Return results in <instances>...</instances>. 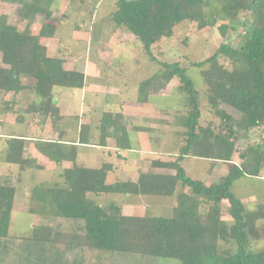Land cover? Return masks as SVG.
<instances>
[{
  "label": "trees",
  "instance_id": "16d2710c",
  "mask_svg": "<svg viewBox=\"0 0 264 264\" xmlns=\"http://www.w3.org/2000/svg\"><path fill=\"white\" fill-rule=\"evenodd\" d=\"M62 1L0 0L16 7L13 18L0 14V127L5 126L9 115H16V121L22 124L31 116L38 118L37 126L50 121L53 129L61 121L77 130V144L107 147L113 143L118 151L135 150L134 143L138 147L132 133L147 134L154 149L171 136L173 152L161 151L164 158L149 161L150 168L171 173L140 171L135 182L109 184L111 162L89 168L77 163L75 141L36 139L34 147L49 161L56 166L63 162L72 165L58 174L56 182L35 184L27 190L29 200L39 205L29 211L69 221L72 231L57 229L42 235L32 229L18 237L17 249L22 252L25 247L46 248L45 254L33 255L35 264H70L67 256L74 251L78 254H72L73 264H91L85 261V251L171 259L178 264H264V190L251 194L254 199L250 205L234 193L235 187L245 183L264 187V0H115L113 8L99 18L97 25L108 26L109 34L131 35L136 44L139 42L147 62L157 66L155 74L135 84L133 98L118 95L119 108L130 102L143 107L152 105L166 116L171 114L169 120L158 123L169 127V134L151 124L128 123L121 111L110 109L100 113L99 124L94 127L78 124L77 116L63 117L54 90H83L87 81L84 73L64 68L68 49L59 31L69 17L63 14L64 23H49ZM77 1L68 0L67 9L82 12L84 2ZM95 3L88 11L91 18L98 9ZM38 17L41 24L33 34ZM218 21L223 38L237 36L241 26L244 33L237 47L222 42L208 58L192 64L202 71L208 112L219 122L201 125V93L187 74L189 68L179 61H162L153 50L173 37L182 24H194L202 30L214 27ZM80 22L76 27L82 26ZM21 24L23 28L19 29ZM53 40L55 53L51 54L44 42ZM220 59L224 62L220 63ZM101 67L104 78L108 70H114L108 63L102 62ZM172 81L177 84L170 96H161L160 92ZM222 106L233 109L238 117ZM65 132L63 129L58 135L63 138ZM253 134L259 141H251ZM4 141L5 162L17 165L18 181L26 169H42L34 159L24 156V137L12 134ZM239 141L246 145L237 151ZM235 154L239 163L232 161ZM117 157L122 158L120 154ZM189 159L202 160L210 168L222 163L226 173L216 183L207 184L187 174L184 164ZM9 181L6 177L0 183V264L12 249L9 228L17 191ZM111 196L121 198V202L99 201ZM133 198L161 199L169 215H150L155 207L147 204L146 215L124 216L122 206L136 204ZM223 214L229 219H223ZM15 258L18 260V255Z\"/></svg>",
  "mask_w": 264,
  "mask_h": 264
},
{
  "label": "rangeland",
  "instance_id": "374dc122",
  "mask_svg": "<svg viewBox=\"0 0 264 264\" xmlns=\"http://www.w3.org/2000/svg\"><path fill=\"white\" fill-rule=\"evenodd\" d=\"M115 0H83L82 4V12H71L68 10V0H63L60 4L59 10L57 13L53 15V18L49 22L54 25L58 22H65L67 15L69 17L68 23L63 26L59 31V36L64 40V48L68 49L67 55H65L66 63L64 65L65 69H85L87 64L91 66V69H95L96 71H91L88 69V73L90 71L89 78L87 81V91L86 90H74V89H59L56 88L54 90L56 103H58L60 112L65 118H73L74 116L79 117V119H83L86 121L88 116L91 114V106L89 104H93L98 106V112L95 115H92V119L90 120L92 125L99 124V110L105 109L108 107L107 104L110 103L111 107L109 108L112 111L120 110L119 105L117 107V103H115V95H107V92L111 93L114 91V87L116 89L119 88V85L124 83L126 88H128L127 92H122V98H133V93L131 90L135 84L142 79H145L152 74L157 72V66L155 64L147 62L144 58L141 50H139V42L136 44L135 40L131 35H121L118 32H114L113 34H109V27L104 25L98 26L97 23L99 18L103 17L110 9L113 8ZM78 3L80 0L77 1ZM92 2H96L95 6L98 7L93 12V17L88 16L89 9H92ZM16 7L14 5L6 4L0 2V14H7L11 18L15 15ZM64 14V15H63ZM83 21L81 27H76V25L80 24V21ZM95 24H92L91 22ZM41 24V18L38 17L36 22L33 25L32 33L35 34ZM220 24L218 21L217 24L212 28H204L202 30H197L194 24H182L178 26L173 34V37L167 40H163L156 47H154L153 53L154 55L162 60L167 62L179 61L182 66L187 67V74L194 82L195 86L200 89L201 93V108H202V118L200 120L201 125H205L209 121L213 122L215 125H218V120L212 118L208 112L209 108L206 104V100L204 98V94L206 92V85L203 81L202 71L201 69L194 68L192 66L193 63L200 62L210 55L217 49L219 44L230 42L233 47H237L238 44L242 42L244 27L241 26L238 28V34L232 36H226L225 38L220 36L219 30L217 26ZM19 29L23 28V25L18 26ZM101 28V30H99ZM109 35V36H108ZM93 40H98L93 42ZM44 44L50 50V53H55V40L53 41H45ZM139 45V46H138ZM108 63L114 67V70L111 68L107 71L106 78H104V72L101 67V63ZM224 61L220 59V63ZM88 65V66H89ZM104 68V67H103ZM97 70L98 73L97 74ZM93 76V77H92ZM97 77V78H96ZM105 83H102V82ZM176 82H170L166 91L160 92L164 95H170L171 87L176 86ZM113 87V88H112ZM101 92V93H99ZM97 93V94H96ZM96 94V95H95ZM74 99V100H73ZM77 99V100H75ZM10 100V99H9ZM109 105V106H110ZM135 107H129V110L125 112L126 120L130 123H144V124H155V127L164 129L166 133L169 132V127H162L160 124L155 123L154 120H161L164 118H171V114L166 116L163 112H160L157 109L152 107H144L143 109L136 108L139 107L134 105ZM94 107V106H93ZM224 110H226L233 117H238V114L231 108L227 106H222ZM96 110V108L94 107ZM31 118V117H30ZM86 119V120H85ZM79 124V122H78ZM48 125H50L48 123ZM17 129L18 126H14ZM13 127V128H14ZM14 129V130H15ZM7 127H0V132H7ZM19 130V129H17ZM35 131H37L35 129ZM31 132V131H29ZM251 141H259L257 135L253 134ZM246 145L245 142L239 141L236 144L237 151H240ZM135 150H137L136 145ZM158 150H172L173 149V141L172 139H165L163 143L156 147ZM137 153V152H136ZM125 156H127V161L124 163L126 168L133 166L135 163L134 154L127 151L123 152ZM139 156L143 157V155L147 154L145 151H141L137 153ZM164 158V156H158L157 158ZM115 164L117 160L115 156L112 159H108ZM151 159L146 157L140 160L139 165L143 169L149 166V161ZM232 161L235 163H239L237 158V154H235L232 158ZM123 166V165H122ZM209 165L202 160H188L184 167L189 176L196 179L205 180V170ZM215 168L212 172H209L207 177L208 183L217 182L221 176L225 175V166L223 164H216ZM210 169V167H208ZM6 172V171H4ZM11 173L8 172V175L2 174L0 176V183L6 177H11ZM38 175H40L38 177ZM264 178V173L261 174ZM135 173H131L129 179L134 178ZM36 177V178H35ZM38 177V178H37ZM43 178V179H41ZM48 179V176L44 173H36L33 176L26 175L23 178L24 182L33 181L34 180H44ZM14 177H11L9 181L10 184H13ZM264 190V187L261 184H256L255 186H248V184H241L240 187L234 188V193L237 196H242V202L249 203L253 201L252 193H259ZM25 189L22 187L18 188V195L15 204V218L13 217V222L10 224L9 234L14 235L15 237L10 236V240L12 243H9L12 246V252L9 254V262L12 258L16 256L13 255L14 250L16 248V240L17 236H20L23 232H26L30 226H32V222L34 217H30L29 215L22 214L27 212L32 205L26 202L24 199ZM250 195V196H249ZM134 199V198H133ZM102 203H107L109 201L121 202V198L119 197H105L99 199ZM98 201V202H99ZM134 202L137 199L133 200ZM166 201V200H165ZM168 201H166L167 203ZM138 204H154L152 200H143L139 199L137 201ZM136 203V204H137ZM137 204V205H138ZM133 205V204H132ZM150 215H159V216H168L169 211L167 207L161 206L159 208H153L150 210ZM20 218V219H19ZM223 219L228 220L229 217L223 214ZM37 225L39 222L34 221ZM51 228L59 227L64 231H71L72 226L69 221L54 219L52 217H48L45 222ZM252 249H256L255 245L251 246ZM85 261L93 263V260H99V264H178L177 261L171 259H163L158 258L152 260L151 258L140 259L134 256H122V255H100L95 252L85 251ZM23 257H25L23 255ZM16 259V258H15Z\"/></svg>",
  "mask_w": 264,
  "mask_h": 264
},
{
  "label": "crops",
  "instance_id": "0c3cea01",
  "mask_svg": "<svg viewBox=\"0 0 264 264\" xmlns=\"http://www.w3.org/2000/svg\"><path fill=\"white\" fill-rule=\"evenodd\" d=\"M48 52L50 53V50H48ZM88 65H89V63L87 64L85 69H75L77 71H80V72L84 73L86 79L89 78V75H90L89 74L90 71H89V73L87 72L89 68H90L91 71H93V70L96 71L95 70L96 68L95 69H91V66L90 65L88 66ZM97 74H99L98 70H97ZM102 83H105V82L103 81ZM169 84L167 85L166 89L163 90V91L167 90ZM83 90L87 91V85H86V87ZM127 90H128V88L122 87V86H120L118 89H116L114 87V91L112 90L111 93L107 92V95L108 94L110 96L111 95H115V97L118 98V95L120 93L126 92ZM129 90H131V93L134 92L132 88L129 89ZM99 93H101V92H99ZM160 95L161 96H165V97L170 96V95H164V94H161V93H160ZM55 98H57V97L55 96ZM57 100H58V98H57ZM75 100H77V99H75ZM115 101H116L115 103H117L118 99L117 100L115 99ZM56 105L59 107L58 103H56ZM89 105L91 106V110H92L91 114L88 116L87 120L85 119L86 121H84L83 119H79V124L92 125L90 120L92 119L91 118L92 115H95L98 112V110H97L98 106L93 105V104H89ZM107 105H108L107 108H105V109L103 108V109L99 110L100 111L99 115H100V113L102 111H106L107 109H109L111 107L110 103L107 104ZM93 106L96 108V110L94 109ZM137 106H139V107H136V108H140V109L144 108L143 106H140V105H137ZM117 107H118V104H117ZM129 107H135V106H134V104H132L130 102H125V103L122 104L121 109L118 110V111H121V113L123 114L125 120H126L125 112L129 110ZM151 107L154 108L152 105H151ZM164 119H168V118H164ZM26 122L27 123H23V124L20 123V122H17L16 121V115H9L6 118V122H5V126H4V127L8 128L7 132H4V133L0 132V176L2 174H4V173H5V175H8V172L11 173L12 174L11 177H14V181H13L12 185L15 187V189L17 191L16 192V197H15V200H14L13 214L11 216V224L13 222V217L15 218V216H17L15 214V204H16V199H17V195H18V188L22 187V189L24 188L26 190L25 193H24V199L26 200L27 203H29V205H32L33 208L38 209L39 205L36 204V203H32L29 200V198H28L29 194H28L27 190L30 189L31 187H33L35 184L47 183V182H49V183L56 182L58 174L63 169L70 168L71 165H72L70 162H63L61 165L56 166V164L54 162L49 161L46 157L41 155L36 150V148L34 147L35 140L36 139H41L42 141H44V140H46V141H54V140L63 139V140H66V141H75V143L77 142V130L75 128L72 129L70 126L66 127L65 125H63V122H61V121L59 122L58 127L55 126L54 129L51 126L50 121H46L42 126H37L38 118H36V117H32L31 116V118H26ZM154 122L155 123H159V120H154ZM48 123L50 125H48ZM140 124H142V123H140ZM151 125L155 127V124H151ZM14 126H18L17 129H19V130L15 129L16 127H14ZM92 126L94 127L95 125H92ZM35 129L37 131H35ZM63 129H66V132H65V136H63V138H61L62 135L59 136L58 133L60 134L63 131ZM29 131H31V132H29ZM12 134L13 135H20V136L24 137V139H25L24 156L34 159L36 161L37 165H40L42 167L41 170L26 169L25 171H23L21 173V180H19V181L17 180V173H18L17 165L8 164V163L5 162V160H6V142L4 141V137H6L8 135H12ZM131 136L135 138L133 140L138 141L137 142V144H138L137 150L129 151V152L133 153L134 157H135V163H133V166H131V167L126 168L124 166V163H126V161H127V156H125L123 154V152H127V151H118L117 149H115L113 147V143L112 144L108 143L107 147H100V146H95V145H82V144H77L76 143V145H77V158H76V161H77L78 164L85 165L86 167H89V168H98L103 161L111 162L113 164V169L107 176V183H109V184L113 183V182H116V181L135 182L137 180V178H138V174H139L140 171L141 172H154V173H158V174H170L171 173L169 171L152 169L149 166H147V168H145V169L140 167V165H139L140 160H142L143 158H146V157H148L150 159L157 158L158 156H160V152L162 150H158L157 148L154 149L151 146V144H150V141L148 139L147 134H145V133L140 132V133H137L136 135H134L132 133ZM168 138L170 139L171 136L170 137H168V136L166 137V139H168ZM134 145H135V143H134ZM166 150H167V148H166ZM173 150H174V148L172 150H169V151L173 152ZM141 151H145V152H147V154H145V155H143V157H141V156H139L137 154V153H139ZM118 154H120L122 156L121 159H118V157H117ZM164 155L169 156L168 154H164ZM113 156H115V158L117 160L116 164L114 162L108 160V159H112ZM190 160H192V159H189V161ZM217 164H222V163H217ZM208 167L205 170V174H206L205 181H206L207 184H210V183L207 182V177L209 175V172H212V170L215 167L210 168V169ZM225 168H226V166H225ZM4 171H6V172H4ZM36 173H44V174H46L48 176V179L45 178L44 180H38V181L34 180V182L33 181L24 182L23 181V178L26 175H29L31 177V176H33ZM131 173H135V176H134V178L129 179V177L131 176ZM225 173H226V170H225ZM39 176L40 175H38V177ZM11 177H7V178L11 180ZM41 179H43V178H41ZM149 200L154 201V204H152V206H154L155 208H159L163 204H165L164 201H161V199H158V198H149ZM31 208H29L27 210V212L21 213V215L22 214H26V215H29L30 217H32V216L34 217V220L32 222V226H30L29 229L26 232H23L22 234L29 233L32 229H36L42 235H46L47 232L51 231V230H57V229L62 230L59 227L51 228V227H49L48 225L45 224V222L47 221L48 217H52V216H47L46 214H40V213H37V214L36 213H30L29 210ZM121 212H122V214L124 216H143V215L147 214L148 206H147V204H138V205L137 204H133V205L132 204H124L122 206ZM52 218H54V217H52ZM54 219H60V218H54ZM34 221L39 222V223L36 225L34 223ZM71 231H67V232H71ZM10 236L11 237H15L14 235H11V234H10ZM18 237L19 236H17L15 238V240H16L15 244L16 245L18 243H20L19 240H18ZM10 246L12 248L13 245H10ZM22 252H24V253H22ZM22 252L19 251L17 249V247H16L15 250H14L15 254H13V255H15V256L18 255L19 259L17 260L15 258H12V260L9 262V258H8L9 255H8V257L3 262V264H35L33 255L37 254V255L41 256V255L45 254L46 253V248L41 247V246H39L37 249L35 247H25L22 250ZM10 253H13L12 250H11ZM30 254L32 255L31 258L29 257ZM72 254H73V257H74V256H76L78 254V252L74 251ZM72 254L69 257L67 256L68 260L70 261V264H73L72 262H74V258L72 257ZM23 255L25 257H23Z\"/></svg>",
  "mask_w": 264,
  "mask_h": 264
}]
</instances>
